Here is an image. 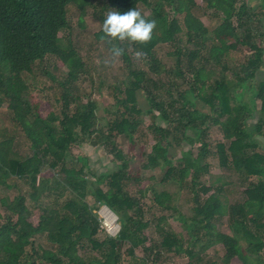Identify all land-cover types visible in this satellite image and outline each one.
<instances>
[{
    "label": "trees",
    "instance_id": "trees-1",
    "mask_svg": "<svg viewBox=\"0 0 264 264\" xmlns=\"http://www.w3.org/2000/svg\"><path fill=\"white\" fill-rule=\"evenodd\" d=\"M95 1L0 0V107L7 104L32 148L30 155L22 157L14 149L13 136L0 140V184L12 187L8 180L17 177L26 179L31 188L29 196L20 192L0 200V264H159L164 250L187 256L188 264H201L202 255L217 245L223 246L225 254L220 262L208 264H264V152L258 140V136L264 137V82L255 89L250 102L240 92L251 89L249 83L257 79L264 65L260 17L264 10L257 12L248 0H201L205 9L221 15V24L211 31L195 13L197 0H105L104 7L110 10H139L146 19H155L156 27L145 43L108 41L123 49L121 58L129 71V82L117 88L125 95L117 97L124 112L117 113L103 129L97 127L98 103L92 98L84 100L81 94L79 81L89 72V66L70 36V6L78 9L83 26ZM140 4L151 13H143ZM261 6L264 8V0ZM103 10L96 13L102 23L106 17ZM97 38L109 37L101 30ZM165 44L174 46L170 55L177 57L170 68L156 52ZM242 47L247 48L248 58L241 66L231 68L227 57ZM137 52L142 53L139 57L148 70L134 64ZM51 58L56 60V68H66V75L59 80L49 70H42L57 82L60 92V109L43 115L25 76ZM218 68L222 71L214 80ZM187 85L188 89L180 90ZM138 91L145 94L149 104L146 113H158L170 129L154 127L159 137L143 168L167 167L165 180L179 187L191 179L194 213L186 218L176 212L188 239L173 232L164 216L157 222V239H150L145 233L150 222L143 220L140 199L127 190L128 183L135 182L140 196L152 191L157 205L175 209L168 191L146 187L148 181L129 171V161L116 143L120 136H126L132 148L135 144L133 138L145 112L138 105ZM163 92L168 95L163 97ZM198 100L217 112V118L201 111ZM258 101L262 103L260 109ZM256 113L260 120L252 127L249 121ZM212 122L221 128L226 141L218 145L217 152L211 151L206 142ZM190 129L194 137L186 134ZM92 137L121 161L118 172L93 173L91 180L84 173L86 160L80 170L69 165L67 156L72 148ZM179 140L200 145V151L196 158L186 153L181 165L174 166L169 149ZM214 153L220 158L221 168L239 177L241 202L228 204L221 196L223 186L202 181L208 173L207 159ZM46 193L65 199L60 205H44L41 197ZM88 196L99 206H91ZM28 197L33 207L27 204ZM101 206H108L121 226L116 236L108 235L104 240L98 239L96 211ZM225 216L230 233L217 230L216 222ZM37 235L45 236L55 249L36 245L33 238ZM88 246L91 252L82 256L80 250ZM140 248L143 258L136 254Z\"/></svg>",
    "mask_w": 264,
    "mask_h": 264
},
{
    "label": "rangeland",
    "instance_id": "rangeland-1",
    "mask_svg": "<svg viewBox=\"0 0 264 264\" xmlns=\"http://www.w3.org/2000/svg\"><path fill=\"white\" fill-rule=\"evenodd\" d=\"M249 4L256 8V11H263L264 8L261 6V0H248ZM95 7L88 8L87 14L84 17V25H80V13L78 9L74 6L69 8V17L71 22V32L70 36L74 40L77 48L82 54L84 60L89 66V72L83 76L79 81V87L84 100L92 98L98 103V122L97 127L106 129L107 124L112 122L116 118V114L124 112L122 106H118L117 97L124 98V94L118 93L117 88H122L124 82H129V71L126 64L123 62L121 55L119 57H114L111 52L113 46H117L114 42L112 45L109 44L110 38L108 39H98L97 33L102 30V22L97 17V12L99 9L104 8L103 12L107 15L110 9L104 7L105 0H96ZM198 7L195 10L197 16L201 17L206 24V26L211 30H215L221 24V15L208 11L205 9L204 4L201 0H197ZM140 10L149 15L151 9L146 5L140 4ZM261 24L264 28V16L260 14ZM182 18V17H181ZM63 34V33H61ZM113 42V41H112ZM246 47H242L239 51L233 52L229 57H227V62L230 67L236 65L241 66L248 58V53ZM175 51L174 46L165 44L160 45L156 48L157 55L161 58L165 66L168 68L175 66L177 57L171 56L170 54ZM133 62L135 65L139 66L144 70H148L147 66L141 61L140 57L134 56ZM56 60L54 58L48 59L47 62L41 66L38 64L34 68L32 74L25 76L27 82L30 84V89L32 96L41 103V113L47 115L51 110H59L60 105L58 97L60 96L59 87L57 82H55L50 76L44 74L42 70L47 69L55 78L62 79L66 75V68L64 66L58 65L60 68L55 66ZM222 69H217L214 80L220 77ZM230 78L232 74L229 73ZM164 80L168 77L163 76ZM260 80L257 78L255 81L249 83L251 89L246 92L240 90V92L246 94V101L250 102L251 97L257 87L260 85ZM189 85L182 86L181 91L188 89ZM168 93L163 92V97H166ZM179 94H175V97ZM138 105L145 111L141 116L142 125L140 126L138 132L134 135V146L132 148L131 141L126 136H120L116 143L118 147L122 150L124 156L129 161L130 172L140 174L141 177L148 181L145 184L146 187H154L157 192L168 191L173 197L174 210H165L157 205L154 201V196L152 191H149L147 196H140L139 188L135 182L128 183L127 190L132 197L140 199V205L143 208L144 221L150 222V227L145 232L150 239H157L156 226L158 219L164 216L167 219L169 227L176 234L188 239L189 235L182 226V222L177 219L176 212L186 218H190L193 213V194L189 187L190 177L185 181L183 187L177 186L175 183L165 180V173L168 170L165 168H157L153 170H145L143 166L147 162V155L151 153L153 146L158 140V135L153 131L154 127L169 129L168 123L162 121L159 114L153 112L151 114L146 113L149 108V104L146 100V96L142 91L137 92ZM218 104V101H217ZM197 107L215 118H217L218 113L204 103L198 100ZM262 103L257 102V108L260 109ZM259 119L258 113L255 117L249 121L250 126H255ZM211 123V129L209 131V137L206 138V142L210 144V150L217 152V147L220 143L226 142L221 128L217 125ZM170 130V129H169ZM188 136L194 137L195 132L193 130L186 131ZM14 138V149L17 151L19 156L25 157L31 154L32 148L30 140L26 137L24 132L20 127L16 125L13 121L10 111L7 108V104L4 103L0 107V140L11 137ZM172 139V138H170ZM258 140L264 142V137L258 136ZM166 144V142H164ZM200 151V145L191 146L186 141L179 140L169 149V159L172 160L174 166H180L182 157L186 153H190L193 158H196ZM261 151L264 152V145L261 146ZM219 156L211 155L207 159L209 164L208 173L202 178L203 182L208 184L213 183L218 187L223 186V192L221 193L222 198L230 205L241 202L243 200V195L241 193L240 179L236 175L226 171L221 168L218 158ZM68 163L71 167L80 170L83 165L87 163V168L84 167V173L87 178L93 180V173L97 175L103 174H115L121 168V161L115 158L111 153H109L102 145L98 143L97 137H92L85 143L81 144L79 147H74L68 153L67 156ZM8 182L12 184V187L0 184V200L2 197L10 196L13 197L17 193H24L26 196L30 191V186L26 179H21L17 177L9 178ZM105 187V186H104ZM69 193H66L68 196ZM65 198L58 196V194H48L46 193L41 197V203L47 205H60ZM87 202L91 206H99L96 200L92 196L87 197ZM59 201V202H58ZM27 204L33 207L32 201L28 197ZM101 206L97 209L96 213L99 216L100 221V232L98 235L99 240H104L108 235H114L120 228L119 219L116 220V229H112L110 225L111 219L114 215L110 216V213H106ZM107 210V209H106ZM3 212L0 203V213ZM132 214V213H131ZM108 218H104V217ZM119 218V217H118ZM114 219V218H113ZM37 222L36 218L32 219ZM217 230L223 233H230L229 230V218L225 216L224 218L216 222ZM118 229V230H117ZM33 242L36 245H40L46 249H55V246L50 243L45 236L37 235L33 238ZM29 252L30 248L28 249ZM90 247L80 250L82 256L88 255L90 253ZM136 254L139 258L144 257L143 250L137 249ZM225 254L222 245H217L209 249L204 255H202L201 264H208V262H220L222 256ZM161 261L159 264H188L189 259L187 256H177L174 252L162 251ZM195 261V260H194ZM207 262V263H206ZM195 263V262H194ZM37 264H46L42 261H38ZM123 264H128L124 262Z\"/></svg>",
    "mask_w": 264,
    "mask_h": 264
},
{
    "label": "clouds",
    "instance_id": "clouds-1",
    "mask_svg": "<svg viewBox=\"0 0 264 264\" xmlns=\"http://www.w3.org/2000/svg\"><path fill=\"white\" fill-rule=\"evenodd\" d=\"M155 27V19H146L135 8L123 13L117 10H110L102 23V31L106 37L114 40H128L137 43L150 41ZM122 51L123 49L117 46L111 48L114 57H119ZM140 55L142 53H136L137 57Z\"/></svg>",
    "mask_w": 264,
    "mask_h": 264
},
{
    "label": "crops",
    "instance_id": "crops-1",
    "mask_svg": "<svg viewBox=\"0 0 264 264\" xmlns=\"http://www.w3.org/2000/svg\"><path fill=\"white\" fill-rule=\"evenodd\" d=\"M257 78H259V79H261L260 80V82L262 83V82H264V65H263V67L261 68V70L259 71V73H258V75H257ZM259 115V114H258ZM255 117V116H254ZM259 120H260V117H259V119H258V121H257V123L259 122ZM256 123V124H257ZM260 145L261 146H263L264 145V142H262V140H260ZM105 210V212L106 213H110V216H112L113 214L107 209V208H104ZM107 209V210H106ZM104 217V216H103ZM104 218H108V217H104ZM244 247H245V244H244ZM235 264H239V263H235Z\"/></svg>",
    "mask_w": 264,
    "mask_h": 264
},
{
    "label": "bare ground",
    "instance_id": "bare-ground-1",
    "mask_svg": "<svg viewBox=\"0 0 264 264\" xmlns=\"http://www.w3.org/2000/svg\"><path fill=\"white\" fill-rule=\"evenodd\" d=\"M113 218H114V219H113ZM113 218L109 217V219H111V221H110V225H109L108 227H110V226L112 225V229H116V228H117V225H116V218H115V216H114ZM117 230H118V229H117Z\"/></svg>",
    "mask_w": 264,
    "mask_h": 264
},
{
    "label": "water",
    "instance_id": "water-1",
    "mask_svg": "<svg viewBox=\"0 0 264 264\" xmlns=\"http://www.w3.org/2000/svg\"><path fill=\"white\" fill-rule=\"evenodd\" d=\"M103 207L107 208L115 216L116 220L119 219L118 216L108 206H103ZM119 228H121V226ZM119 231H120V229L116 233H114V236H116L119 233Z\"/></svg>",
    "mask_w": 264,
    "mask_h": 264
}]
</instances>
